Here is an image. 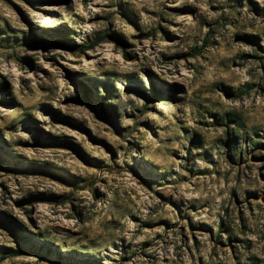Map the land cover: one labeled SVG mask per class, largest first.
Here are the masks:
<instances>
[{
	"label": "rangeland",
	"instance_id": "1",
	"mask_svg": "<svg viewBox=\"0 0 264 264\" xmlns=\"http://www.w3.org/2000/svg\"><path fill=\"white\" fill-rule=\"evenodd\" d=\"M0 264H264V0H0Z\"/></svg>",
	"mask_w": 264,
	"mask_h": 264
}]
</instances>
